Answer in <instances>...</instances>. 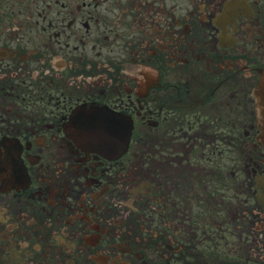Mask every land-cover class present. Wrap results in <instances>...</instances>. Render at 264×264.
Segmentation results:
<instances>
[{
  "label": "flooded vegetation",
  "instance_id": "flooded-vegetation-1",
  "mask_svg": "<svg viewBox=\"0 0 264 264\" xmlns=\"http://www.w3.org/2000/svg\"><path fill=\"white\" fill-rule=\"evenodd\" d=\"M0 264H264V0H0Z\"/></svg>",
  "mask_w": 264,
  "mask_h": 264
},
{
  "label": "water",
  "instance_id": "water-1",
  "mask_svg": "<svg viewBox=\"0 0 264 264\" xmlns=\"http://www.w3.org/2000/svg\"><path fill=\"white\" fill-rule=\"evenodd\" d=\"M131 130H132V124L129 125V129H126L125 132L127 133L126 134V138H125V150L127 148V145L129 143V138H130V135H131ZM108 132L110 131H101V132H97L96 133V137L97 138H104V141L100 142L101 144H98L97 145V148L98 149H102V150H105V151H108V152H112V148L115 147V145H118V144H112L111 143V140H116V137L114 135L111 136V134H108ZM106 142H108L109 144H105ZM115 150V149H114ZM120 151V150H119ZM122 152V151H121Z\"/></svg>",
  "mask_w": 264,
  "mask_h": 264
},
{
  "label": "rangeland",
  "instance_id": "rangeland-1",
  "mask_svg": "<svg viewBox=\"0 0 264 264\" xmlns=\"http://www.w3.org/2000/svg\"><path fill=\"white\" fill-rule=\"evenodd\" d=\"M198 192H199V190L195 191L192 195L194 196L195 193H198ZM201 194H205V191L201 192Z\"/></svg>",
  "mask_w": 264,
  "mask_h": 264
}]
</instances>
